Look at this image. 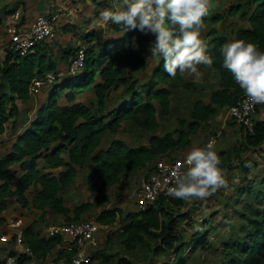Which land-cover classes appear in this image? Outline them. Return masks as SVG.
Here are the masks:
<instances>
[{
    "label": "trees",
    "instance_id": "16d2710c",
    "mask_svg": "<svg viewBox=\"0 0 264 264\" xmlns=\"http://www.w3.org/2000/svg\"><path fill=\"white\" fill-rule=\"evenodd\" d=\"M108 1H103L106 9L112 7V0ZM217 1H220V5L226 2V0H213V4ZM232 1L237 5L229 8L228 12L202 18L204 26L208 27L204 40L207 43L208 53L213 57L211 67L218 76V88L211 93L209 103L195 102L190 113V121H183L182 130L174 131L176 140L171 133L164 136L155 135L159 127L157 117L167 116L170 113L171 90L176 88L173 86L172 89L167 87L156 89L173 78L164 72L163 61L157 62L147 84L138 85L137 81L133 80L132 84L128 85L129 80L133 79L132 74L148 68V61L140 53L144 41L140 38L141 35L137 40L140 46L136 43L137 48H133L132 41L127 42L126 39L140 32L129 31L121 38L108 42L103 38L101 46L94 44L97 35L94 33L86 35L83 67L75 75L57 78L52 84V93L50 92L51 95L48 97L49 105L37 111L11 146L12 152L0 159V216L7 209L10 200H15L22 208L29 206L27 193L34 189L36 193L31 199L32 208L42 213L49 210L66 220H70L69 216L72 214V219L77 220L83 214L92 211L93 203H84L71 211L59 194L75 183L79 171L88 169L86 185L88 191L96 194L94 197L96 204L99 201V194L104 190L120 184L124 179L132 178L157 157H163L178 149L189 148L190 137L212 119L218 109L235 106L245 94L234 83L230 73L220 67L218 52L223 43L232 39L216 31L213 26L226 17L240 15L247 21L249 28H238L234 39L254 43L264 51V0ZM241 7L249 9L248 14L242 13ZM12 10L14 8L4 12L3 16H8ZM1 23L2 17H0V25ZM109 27L113 32L121 33L115 25ZM77 49L78 47L60 49L58 52L61 61L70 65V58L75 55ZM111 54H113L112 60L109 59ZM103 57L106 59L103 60ZM117 62L128 70L126 78H121ZM56 69L53 49L47 44H38L26 55L14 51L11 43L9 47L1 50L0 149L5 144L2 136L6 132L7 124L11 122L13 129L20 116L17 102H29L32 99L29 94L32 81L46 73L59 74ZM96 75L100 76L98 81L95 79ZM181 75L177 72L173 79L179 80ZM95 82H98L92 89L95 90V96L91 98L89 106L85 107L77 103L75 93L86 91V88ZM120 83L129 86L126 100L110 106V92L117 89ZM135 86L141 87L135 88ZM182 88L193 87L184 83ZM65 89L68 91L62 95L61 90ZM61 95L65 105L58 104ZM123 122H131L149 134L147 142L136 147H128L123 141L109 140V136H114L120 131ZM185 125L186 128L183 129ZM245 136V145L254 148L263 146L264 122H255L254 135ZM151 170L152 168L149 172ZM183 201L160 197L145 211L127 214L121 221L119 209H107L97 215L95 221L103 226L119 223V237L126 252H133L142 246L149 247L147 239L159 241L161 246L154 250L156 255L165 250H172L174 244L181 241L175 229L176 220L173 218L165 220L162 217L167 215L164 204L169 202L180 207ZM180 218L186 220L188 216L182 215ZM251 225L253 230L246 233L245 242L224 245L226 250L230 247L236 248L240 255L245 256L244 261L240 263L230 261L229 264H260L264 261V243L263 245L261 243L262 240L264 241V211L255 215ZM22 235L24 245L37 264H46L48 259L53 263L60 259L69 260L72 255L61 252L58 258H52L56 247L63 244L62 239L40 236V232L34 231L32 225L23 229ZM205 240L203 235H199L197 240L187 243L185 247L193 246L191 252L204 249L207 246ZM96 256L91 255V263ZM111 262V257H105L101 264H111ZM116 264H133V262L123 256L116 260Z\"/></svg>",
    "mask_w": 264,
    "mask_h": 264
},
{
    "label": "rangeland",
    "instance_id": "374dc122",
    "mask_svg": "<svg viewBox=\"0 0 264 264\" xmlns=\"http://www.w3.org/2000/svg\"><path fill=\"white\" fill-rule=\"evenodd\" d=\"M25 1H33L36 3L38 0ZM52 1L53 0H50V2ZM96 1L99 0H91V3L89 0L88 6L82 5L81 8L85 9V13L79 10L80 17L83 15L82 19L80 18L81 26H86L85 29L87 33L85 34V31L84 33L83 31L82 33L70 31V36L64 31V26L69 23L65 20V16L70 13L69 9L64 8L59 12V15L63 16L61 17V21L58 22L49 12H41V10H38L40 6L34 4L32 6L34 10L31 11L32 16L29 17L31 20H29L30 24H26L23 19H20L24 13V9L22 8L21 11V8H19V18L17 20L6 19L4 23L6 26L4 24L0 25V52L2 49L9 47L10 38L6 32L8 28L15 27L14 23H17V21H19L18 27L23 26L24 29L29 28L36 16L43 15L46 18H52L56 23V37L52 42H47V45L53 49L55 62L58 63L59 74L61 77H70L71 75L77 74L79 71L73 74L70 73L68 62H58L60 56L58 50L61 49V47L68 48L69 40L72 41V36L76 37V34L84 36L94 33L97 35L98 39L94 41V44H100L101 46V44H103V38H105V42H108L121 38L123 35L113 32L109 27L110 24L106 26L100 18V13L106 9V6L103 5V1L106 0H101L99 5H97L98 2ZM219 5L220 1L214 3V7L211 9L208 16L228 12L229 8L237 4L232 0H226V2ZM248 11L249 9L241 7L242 13H247ZM14 13L15 11H11L9 16ZM246 22L247 21L242 19L240 15H236L232 18H224L221 22L216 23L213 28L216 29V31L219 30L220 33L222 32L227 38L234 39L235 32L238 28L246 25ZM205 27L207 26H204L201 32V38L203 40L205 39L204 36H206V33H208V27ZM72 29L71 27L70 30ZM140 35V38L144 39L142 42L143 49H141L140 53L148 61V68L145 71L132 74L133 79L131 81L129 80V86L132 84L133 80H136L138 85L147 84L159 61L158 59L152 58L147 50L146 45L153 39L150 35L135 33L126 37L127 42L132 41L133 37H135L137 41ZM136 43L139 45V41ZM85 46L86 45H83L82 47L85 48ZM104 50L105 48L102 51L104 52ZM112 57L113 54L110 55L109 59L112 60ZM105 59L106 57H103V60ZM116 65L121 71V78H126L128 70L125 66L118 62ZM198 70L200 72L199 77L185 72L181 75L179 80L171 78L166 81L165 85L156 87V89L162 87L172 89L173 86H176V88L171 90L170 113L167 116L159 115L157 117L159 127L155 135L164 136L167 133H171L176 140L177 136L174 131L182 130L181 123L183 121H190V113L195 102L202 101L204 103H209L211 93L218 88V76L211 66L199 65ZM99 77V75L95 76L96 81H98ZM96 83L98 82H95L92 86H88L84 92H76V102L88 107L91 98L95 96V90L93 91L92 89ZM184 83L192 85L193 88H182V84ZM125 84L126 83H120L117 89L110 92V106L126 100L129 86ZM136 87L141 86H135V88ZM51 91L52 85L50 86L47 84L40 91L39 95L32 98L29 102H17L20 110V116L16 121L17 131L25 130L29 125V121L36 115L37 111L49 105L48 97L51 95ZM65 91L68 90H61L62 95ZM62 95L59 98L58 104L65 105ZM144 100L147 101L145 98ZM228 110V107L218 109L216 115L203 124L201 128L190 137L191 146L189 148L178 149L163 157H157L148 164L145 169L138 171L132 178L124 179L120 184L109 187L99 194V201L96 204H94V197L96 194L88 191L86 185L88 169L79 171L75 183L69 188L62 190L59 194L64 200L66 207L71 211L84 203H93L92 211L83 214L79 219H72L73 216L71 214L69 216L70 220H66L64 217L57 216L53 212L47 210L45 216L39 220L37 218L39 213L30 205L25 208H22L20 205L11 206L17 207L18 213L15 219L21 218L24 220L23 225H20V227L24 226L27 222L39 220V226L42 230L45 226L51 224L70 223V221H95L97 215L102 211L117 208L120 210L119 219L121 221L127 214L136 213V199L141 181L158 161L166 158H185L187 153L194 147H204L210 139H214V150L220 157L221 163L219 167L223 172L224 184L215 191H210L207 197L183 201L180 207H176L169 202L163 205H166L165 209L167 215L162 218L165 220L169 218L176 220L175 229L177 234L180 235L181 241L175 243L172 250H165L156 255L154 254V250L159 248L161 244L155 239H147L149 247L142 246L138 247L133 252H126L119 237L120 224L116 223L113 226H108V230H102L98 234L99 243L95 247V251L91 254L97 256L92 260L91 264H101L105 257H111V264H116V260L123 256L128 257L133 264H229L230 261H235L237 263L244 261L245 256L240 255L236 248L230 247L226 250L224 245H230V243L233 244L234 242H245L246 233L253 230L251 223L255 219V215L264 211V145L260 146V148L245 145L246 132L230 119ZM253 121L254 124L258 121L264 122V108L258 110ZM10 124L7 125V129L9 130L11 128ZM185 128L186 125L183 129ZM9 130L6 134L8 138L14 134L11 132L9 136ZM148 136L149 134L143 132L131 122H123L120 131L114 136H109V140L117 139L123 141L128 147H136L139 144H145ZM35 193L36 191L34 189L29 190L27 193V200L31 201ZM182 215H187L188 219H181L180 216ZM199 235H203L206 239L207 246H205L206 248L204 249L193 250V252H191L193 246L189 248L185 247V245L193 240H197ZM249 242L250 241H248V243ZM261 243L263 245L264 241L262 240ZM260 264H264V261H261Z\"/></svg>",
    "mask_w": 264,
    "mask_h": 264
},
{
    "label": "clouds",
    "instance_id": "9594fccd",
    "mask_svg": "<svg viewBox=\"0 0 264 264\" xmlns=\"http://www.w3.org/2000/svg\"><path fill=\"white\" fill-rule=\"evenodd\" d=\"M214 7L213 0H112V7L103 10L100 18L106 26L115 25L124 35L129 31L153 37L148 52L163 61L169 77L177 72L199 77V65L212 66L213 57L201 38L202 18ZM137 48L136 38H132ZM220 67L230 73L232 80L253 104H264V51L258 45L241 39L223 43L219 49ZM215 140L204 147L190 150L184 162L187 169L174 170V186L168 195L191 201L207 197L224 184L221 161L214 150Z\"/></svg>",
    "mask_w": 264,
    "mask_h": 264
},
{
    "label": "built area",
    "instance_id": "2783aa9c",
    "mask_svg": "<svg viewBox=\"0 0 264 264\" xmlns=\"http://www.w3.org/2000/svg\"><path fill=\"white\" fill-rule=\"evenodd\" d=\"M19 15L15 13V17ZM52 18L43 15L35 17L28 29H20L17 26L8 28L7 33L14 51L20 55H26L38 44L52 42L55 36L56 25ZM85 48L80 47L75 55L70 58L69 71L71 74L78 72L84 64ZM60 74L46 73L42 77L35 78L29 88L32 98L37 97L45 85H52ZM264 104H253L245 95L233 107L228 110V115L234 123L243 128L248 135H254V117L258 110L263 109ZM185 158H166L158 161L148 175L141 181L137 193V211H145L158 198L175 199L168 195V188L174 186L173 171L183 173L188 165ZM106 226L96 221L70 222L47 225L40 232V236L59 237L65 244L66 251L72 253L69 260L60 259L56 263L50 260L46 264H90L91 255L85 248L90 249L96 242V235ZM9 240L7 235L0 234V245ZM14 243L20 248V253L5 256L0 264H37L29 249L24 245L22 231L14 234ZM22 256V258L20 257Z\"/></svg>",
    "mask_w": 264,
    "mask_h": 264
},
{
    "label": "crops",
    "instance_id": "0c3cea01",
    "mask_svg": "<svg viewBox=\"0 0 264 264\" xmlns=\"http://www.w3.org/2000/svg\"><path fill=\"white\" fill-rule=\"evenodd\" d=\"M88 1L89 0H53L52 2H50V0H38L35 2L33 1H30V2H26L25 0H0V17H2V25L5 23L6 19H13V20H17L19 18L18 17H15V13H18V10L19 8H21V11H22V8L24 9V13L22 14L21 18L20 19H23L24 22H26V24H30L29 23V20L32 15V10H34V7H32L34 4H36L37 6H40L38 10H41V12L43 13H50L52 15V17H54V19L61 21V17L63 15H59V12L62 10V9H69L70 10V13L65 16L66 17V21H68L69 23H67V25L64 26V31L66 33H68L67 35L70 36V31H77V33H84L85 31V34L87 33V30L85 29L86 26H81V19L83 17V15L80 17L79 15V10L82 11V13H85V9L84 8H81L82 5L85 6L87 5L88 6ZM93 1V0H92ZM101 0L99 1H96L98 2L97 5H99ZM90 3H91V0H90ZM12 11H15L14 14L12 15H8L6 17L3 16V13L6 12V11H10L11 9H13ZM78 10V11H77ZM84 11V12H83ZM19 15V13H18ZM85 16V15H84ZM81 18V19H80ZM31 21V20H30ZM18 22L17 23H14L15 26L18 27ZM57 22V23H58ZM247 23V22H246ZM7 24V23H6ZM77 24V25H76ZM5 25V24H4ZM6 26V25H5ZM27 27H29L28 25H26ZM71 27L73 28L72 30ZM84 27V28H83ZM18 28H24L23 26L22 27H18ZM76 28V29H75ZM242 28L244 29H247L249 28V25L248 23L246 25H244ZM28 29V28H26ZM7 32V30H6ZM218 32L220 33V31L218 30ZM85 36L86 35H79V34H76V37H71L72 41L69 40V44H68V48H79L83 45H86V42H85ZM72 46H75V47H72ZM61 49H66V47H61ZM60 50V49H59ZM58 50V51H59ZM58 62H63L61 61L60 59V56H59V59H58ZM57 64V69L58 70V63ZM60 66V65H59ZM154 67V66H152ZM151 67V68H152ZM156 67V66H155ZM59 71V70H58ZM217 90V89H216ZM8 125V124H7ZM11 126V124H10ZM17 123L15 125V127L12 129V127L9 129H7V126H6V132L4 133V135L2 136V140H4L5 144H4V147L0 149V159L5 156L6 154L12 152V149H11V146L13 145V143L15 142L16 138L23 133L24 130L22 131H17ZM8 130H9V136L11 135V132L14 133L12 134L9 138L6 137V134L8 133ZM11 138H12V141H11ZM105 191V190H104ZM12 204H15V205H12ZM18 205V203L15 201V200H10L8 202V206H7V209L1 214L0 216V234H4V235H7L9 240L6 242V243H3L0 245V261L5 257V256H8V255H16V254H19L20 253V248L17 247L14 243V234L18 231H23V229H25L26 227H29L32 225L33 227V230L36 231V232H41V227L39 226V220L42 219L43 216H45V212H40V211H37L39 213V215L37 216V218L39 219L38 221L36 220H33V221H30V222H27L25 223L24 226H21L20 225H23L24 223V220L21 219V218H18V219H15L17 217V207H11V206H16ZM29 205L31 206V201H29ZM19 206V205H18ZM28 207V206H27ZM16 208V210H15ZM12 210V211H10ZM59 216V215H57ZM115 225V224H114ZM102 230H108V226H106V229H102ZM100 230L98 232V234L102 231ZM98 234L96 235V242H95V245H93L90 250L85 248L84 250L86 251L87 254H92L93 251H95V247L98 245L99 241H98ZM61 252H67L66 251V247H65V244L63 243L62 245H58L56 247V249L54 250V253H53V256L52 258H58L59 257V254ZM50 259H48L49 261ZM51 261V260H50Z\"/></svg>",
    "mask_w": 264,
    "mask_h": 264
}]
</instances>
